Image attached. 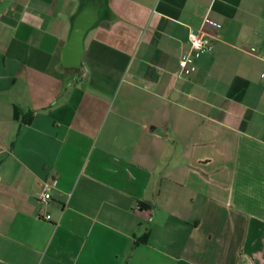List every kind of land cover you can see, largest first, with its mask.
Masks as SVG:
<instances>
[{"label": "crops", "instance_id": "obj_1", "mask_svg": "<svg viewBox=\"0 0 264 264\" xmlns=\"http://www.w3.org/2000/svg\"><path fill=\"white\" fill-rule=\"evenodd\" d=\"M83 2L0 0V264H264V0H105L64 68Z\"/></svg>", "mask_w": 264, "mask_h": 264}, {"label": "water", "instance_id": "obj_2", "mask_svg": "<svg viewBox=\"0 0 264 264\" xmlns=\"http://www.w3.org/2000/svg\"><path fill=\"white\" fill-rule=\"evenodd\" d=\"M105 0H84L81 10L73 19L70 36L64 44L60 61L64 68L82 66L85 51V38L102 20Z\"/></svg>", "mask_w": 264, "mask_h": 264}, {"label": "built area", "instance_id": "obj_3", "mask_svg": "<svg viewBox=\"0 0 264 264\" xmlns=\"http://www.w3.org/2000/svg\"><path fill=\"white\" fill-rule=\"evenodd\" d=\"M202 25L204 28H213L215 30L222 28L221 24L208 17L203 20ZM188 42L189 49L183 53L178 63L180 75L186 78L191 77L195 73V60L211 48V39L203 31H190ZM255 51L256 49H251L252 53ZM52 186L50 182L44 184L42 190L37 194V200L40 203L44 205L49 204L52 199ZM42 219L48 222L52 221V217L49 214L42 216Z\"/></svg>", "mask_w": 264, "mask_h": 264}, {"label": "trees", "instance_id": "obj_4", "mask_svg": "<svg viewBox=\"0 0 264 264\" xmlns=\"http://www.w3.org/2000/svg\"><path fill=\"white\" fill-rule=\"evenodd\" d=\"M53 62H56L57 64H60V53L57 55V57H55V59H54V61ZM15 118H18V112H15ZM31 120L32 119H30L29 121H28V123H30L31 122Z\"/></svg>", "mask_w": 264, "mask_h": 264}]
</instances>
